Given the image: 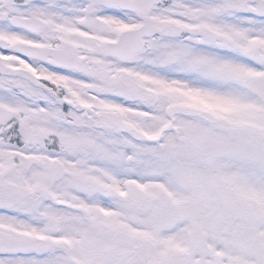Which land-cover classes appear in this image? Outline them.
Listing matches in <instances>:
<instances>
[{"label":"snow or ice","instance_id":"6c2138e0","mask_svg":"<svg viewBox=\"0 0 264 264\" xmlns=\"http://www.w3.org/2000/svg\"><path fill=\"white\" fill-rule=\"evenodd\" d=\"M0 264H264V0H0Z\"/></svg>","mask_w":264,"mask_h":264}]
</instances>
